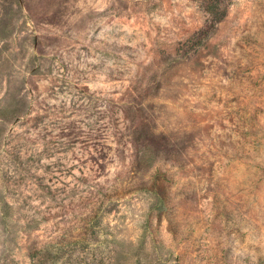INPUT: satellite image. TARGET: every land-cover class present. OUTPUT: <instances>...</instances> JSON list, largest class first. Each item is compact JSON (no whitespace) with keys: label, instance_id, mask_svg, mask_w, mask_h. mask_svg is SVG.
<instances>
[{"label":"rangeland","instance_id":"obj_1","mask_svg":"<svg viewBox=\"0 0 264 264\" xmlns=\"http://www.w3.org/2000/svg\"><path fill=\"white\" fill-rule=\"evenodd\" d=\"M0 264H264V0H0Z\"/></svg>","mask_w":264,"mask_h":264}]
</instances>
